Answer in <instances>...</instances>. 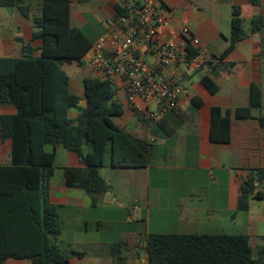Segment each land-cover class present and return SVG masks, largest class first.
<instances>
[{"label": "trees", "instance_id": "16d2710c", "mask_svg": "<svg viewBox=\"0 0 264 264\" xmlns=\"http://www.w3.org/2000/svg\"><path fill=\"white\" fill-rule=\"evenodd\" d=\"M251 2L259 5L261 0ZM17 3L0 0V7L18 6L20 13L29 17L31 6L36 4L39 13L33 16L31 39H18L22 42L19 55L0 56V105L15 110L0 113L1 141L10 146L0 163V264L9 259L69 264L73 256L82 257L96 247L88 245L78 250L59 245L60 206L50 199L57 170L56 148L62 146L79 155L82 166L62 168L65 184L85 190L92 205H96L100 196L111 189L100 168L147 167L155 144L116 122L125 108L113 100L109 82L84 75L83 96L72 90L71 77L63 65L76 63L82 68V58L92 46L72 23V0ZM251 34L261 35L264 54V14L245 20L241 8L233 5L229 45L205 66L212 67L214 75L230 70L235 63L224 59ZM187 50L193 52L189 42ZM201 83L212 94L219 90L207 76ZM248 94L247 104L229 108L225 115L221 109L212 108V141L229 142L234 119H249L254 109L263 106L260 85L252 84ZM81 100L85 102L83 107ZM190 116L176 105L162 119L145 126L153 137H169L177 131L175 122H185ZM260 121L264 127V117ZM261 189L264 168L250 169L241 184L238 208L247 210L253 197L262 198ZM261 238L264 240V235ZM146 255L147 264H264V244L255 249L246 234L152 233L147 239Z\"/></svg>", "mask_w": 264, "mask_h": 264}, {"label": "crops", "instance_id": "0c3cea01", "mask_svg": "<svg viewBox=\"0 0 264 264\" xmlns=\"http://www.w3.org/2000/svg\"><path fill=\"white\" fill-rule=\"evenodd\" d=\"M128 1L140 0H72V23H81L84 13L105 21L116 15L117 7ZM163 2L172 9L176 25L186 23L191 27L194 35L206 46L211 59L229 45L233 5L241 8L245 20L264 14V0L259 5H254L251 0ZM38 13L37 5L31 6L29 17L0 7V56L19 55L22 42L18 39H31L33 16ZM224 61L233 62L235 66L214 75L212 67L206 65L194 74L190 95L178 104L191 116L185 122L176 121L177 131L164 143L160 137L151 136L149 129L123 104L124 114L116 122L134 135L150 138L155 146L161 147L155 150L147 167H101L100 173L111 189L100 196L96 205H92V199L85 190L65 184L62 168L82 166L79 155L62 146L56 148L57 170L51 184L50 199L60 206L62 232L59 245L78 250L88 245L98 248L89 249L82 257L73 256L69 264H147L148 236L167 233L152 231V219L167 217L162 212L165 210L169 211L171 222L176 227V231L168 233L246 234L252 238L255 249L264 244L261 238L264 235V189L260 190L263 197H253L247 210L238 208L243 179L250 169L264 168V127L260 121L264 117L261 35H249ZM79 67L68 74L72 90L83 95L84 71ZM204 76L218 85L216 93L212 94L201 83ZM252 84L260 85L263 106L254 109L249 119H234L229 142L212 141V108L221 109L222 115H225L227 109L247 104ZM188 105L191 109H187ZM194 105L199 107L195 109ZM14 112L13 108L0 105V113ZM72 113L76 114L75 111ZM133 119L137 122L131 124ZM2 143L4 150L0 163L10 147L8 142ZM166 169L181 171L165 177V180L169 178L167 188L178 190H163L153 183V172L158 174ZM195 173H204L209 179L193 182L191 177ZM158 183H161L160 179ZM153 211L157 212L154 216ZM6 264L32 263L28 259H9Z\"/></svg>", "mask_w": 264, "mask_h": 264}, {"label": "built area", "instance_id": "2783aa9c", "mask_svg": "<svg viewBox=\"0 0 264 264\" xmlns=\"http://www.w3.org/2000/svg\"><path fill=\"white\" fill-rule=\"evenodd\" d=\"M104 22L105 31L83 56L82 69L109 82L113 100L126 104L143 125L162 119L188 97L194 74L211 60L191 27L174 23L163 0L128 1Z\"/></svg>", "mask_w": 264, "mask_h": 264}, {"label": "rangeland", "instance_id": "374dc122", "mask_svg": "<svg viewBox=\"0 0 264 264\" xmlns=\"http://www.w3.org/2000/svg\"><path fill=\"white\" fill-rule=\"evenodd\" d=\"M28 3V0H18L17 5H25ZM36 4H34L35 6ZM18 12V14L20 15V10L18 8V6L15 7H10L9 8V12ZM34 12H35V8H34ZM21 16V15H20ZM84 20L81 23H74L73 25L80 28L83 33L86 35V37L88 38V40L93 44L94 42H96V40L102 35V33L104 32V26H105V22L101 20L100 17L95 16L93 14H89V13H84ZM248 20V19H247ZM79 66L77 64H68L65 63L63 65V68L67 71V73L71 74L74 70H76ZM80 68V67H79ZM81 69V68H80ZM84 71V70H83ZM84 75H86L85 71H84ZM81 96H83L81 94ZM80 105L83 107L85 105L84 100H81ZM187 109H191V106H186ZM137 120L133 119L131 124L136 123ZM130 127V126H129ZM163 141V143L166 140H169V137H160ZM161 145L159 146H155V150L160 148ZM51 149V148H50ZM4 150V146L2 141L0 140V155L3 153ZM173 174H179L181 173V171L179 170H175V169H166L164 171H160L158 172V174L156 172H153V183L157 186H160L163 190H178V188H167V186L169 184H166V182L169 180V178H167L165 180V177H167L168 174L172 173ZM161 180V183H158V180ZM191 181L193 182H203L204 180H208V176L204 173H195L194 175H192L191 177ZM184 193H186L184 191ZM183 195V194H182ZM170 201H167V203H169ZM163 214H166L167 217L163 218V219H156L153 217L152 219V231H160V232H170V231H176V227L174 225V223L171 222L172 217L169 215V211L165 210L162 211ZM160 212V213H162ZM157 212L153 211V216L154 214H156ZM156 216V215H155Z\"/></svg>", "mask_w": 264, "mask_h": 264}, {"label": "water", "instance_id": "95a60500", "mask_svg": "<svg viewBox=\"0 0 264 264\" xmlns=\"http://www.w3.org/2000/svg\"><path fill=\"white\" fill-rule=\"evenodd\" d=\"M260 186H262V184H260Z\"/></svg>", "mask_w": 264, "mask_h": 264}]
</instances>
